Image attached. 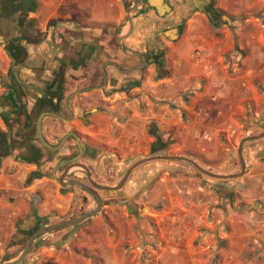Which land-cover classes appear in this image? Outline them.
<instances>
[{"label":"crops","instance_id":"0c3cea01","mask_svg":"<svg viewBox=\"0 0 264 264\" xmlns=\"http://www.w3.org/2000/svg\"><path fill=\"white\" fill-rule=\"evenodd\" d=\"M170 3L169 19L170 11L137 0L129 34L132 0L44 1V24L56 23L66 38L65 92L106 74L113 94L76 97V121L43 119L51 145L78 132L83 153L73 165L66 163L79 155L78 140L65 151L35 140L22 145L19 129L32 121L0 117V255L14 238L94 210L96 200L68 183L77 181L99 194L100 211L43 235L20 264H264V0H215L231 26ZM183 17L182 31L172 27ZM166 30L179 34L169 38ZM147 53L139 71L108 64L131 70ZM10 59L0 46L1 110L10 109L6 96L18 102L14 84L5 93ZM87 108L92 113L79 121ZM29 216L23 231L18 225ZM25 246L6 251L2 263Z\"/></svg>","mask_w":264,"mask_h":264},{"label":"rangeland","instance_id":"374dc122","mask_svg":"<svg viewBox=\"0 0 264 264\" xmlns=\"http://www.w3.org/2000/svg\"><path fill=\"white\" fill-rule=\"evenodd\" d=\"M44 1L45 0H36V7L34 11L36 12V16L38 17V21L36 22V29L40 31V34L36 37H29L30 41L33 43L32 46L26 47V55L23 57V63L18 67H14L12 73H9L8 79L5 77L4 82L7 84L6 92H11V85L18 84L21 88V92L17 97L19 105H25L28 110L33 107V104L36 100L40 99L43 95V91L48 88L49 84L52 81V76L56 71L60 68V55L67 52V48L63 47V44L66 43L65 35L57 32V24H44L43 22V10H44ZM131 2H127V6H130ZM41 18H40V17ZM53 27V36L50 38L48 36L49 27ZM55 32L58 34L55 35ZM62 37V38H61ZM61 38V39H60ZM75 39H71L69 42H74ZM63 49V50H62ZM12 60L10 59L7 63L6 69L12 66ZM13 75V78H11ZM66 90V88H65ZM105 91V90H104ZM113 90L98 92L99 97H109L113 93ZM95 93V92H94ZM97 94V93H96ZM95 94V95H96ZM90 95V94H89ZM85 95H79L78 99H83ZM89 109V114L92 113L91 108ZM91 109V110H90ZM3 121H5V117L0 116ZM20 116L16 115V121ZM38 113L36 115H32V128L29 130L19 129V135L21 138L19 143L22 145H26L28 142L35 140L39 145L43 146L45 149L47 147L42 144L37 134V118ZM15 121V120H14ZM46 121H51L47 119ZM18 141V140H17ZM13 147V146H12ZM124 174H120L122 177ZM29 236H24L23 239L14 238L9 245L5 247V253L0 255V264L2 263V259L7 256L6 251H10L13 248H23L26 245ZM19 241V242H18ZM1 248V247H0Z\"/></svg>","mask_w":264,"mask_h":264},{"label":"water","instance_id":"95a60500","mask_svg":"<svg viewBox=\"0 0 264 264\" xmlns=\"http://www.w3.org/2000/svg\"><path fill=\"white\" fill-rule=\"evenodd\" d=\"M19 1L22 2L25 7H27L31 3V0H19ZM132 1L134 3V6L130 7L128 9V19H129V22H130L129 34L133 30V19L131 18L130 13L134 9V7L137 5V0H132ZM207 1L209 2L210 0H207ZM194 2H196V4H198L197 0H194ZM147 3L150 6L154 7V8H159L160 7L161 8L160 10H163V8L161 7V0H147ZM163 5L167 9H169V5L168 4L164 3ZM20 9H21L20 6H18V5L15 6L11 16L5 17V18L0 20V46L5 48V49H6L7 45H8V43H9L10 39L14 36V34L16 32L15 28H17L20 32H22L24 30V28L18 24L17 20L14 19V17L20 11ZM24 10H25V8H24ZM199 11L204 12L209 17V19L212 22V24L215 25V26H218V25H221V24H227V25L231 26L233 21H234L232 18H230V17H228L227 15H224V14L221 16V18L219 20H215L211 16V14H209L208 12L203 11V10H199ZM32 29H33V31H35L34 28H32ZM177 31L178 32L175 35V37L173 36V34L176 33V32H173L171 30L164 31L163 35L166 36V37H169V38L173 36V38L175 39L178 36V34H179V30H177ZM12 61H13V63H15V59L14 58H12ZM146 63H147V61H146V59L144 57V63H143V65L141 67L134 68V69H131V70H122L115 62H108V64L114 65V67L117 70H119L120 72L125 73V74L141 70L145 66ZM105 83H106V74L104 75V83H103V85H101L99 87H87V88L80 89V90L72 92L68 96L67 101H66V106H67L68 113L71 114L70 110H69V105H70V102H71L73 97H75L77 95H80V94H83L85 92H89V91L95 90V89L101 90V89L104 88ZM6 97H8V105H10V109L6 110L5 108H2V110H1L2 105H0V114L3 115L4 117H9L11 115H17L19 113V102H17L16 100H12L11 98H9V96H6ZM46 116H51V117H55V118H59V119H63V120H65V118L60 116V115H58V114L47 112V113L41 114V116L38 119L37 131H38V136H39L40 140L42 141V143L44 145H46L50 149L57 150L64 143V141L67 139V137H64L62 142L59 145H51L47 141V139L45 138V136L43 134V119ZM77 140H78V146H79V155H77L76 157L70 159L66 164H69V165L72 164L73 165L75 160H77L83 153V148H82V146H81V144L79 142V138H77ZM160 147H161V144L157 143V145L154 146V149L160 148ZM13 151H14V149L11 148V152H13ZM4 155H7V154H4ZM84 168L87 169L85 166H84ZM200 170L202 172H204L205 174L213 176V177H222V176H219V175H214V174L209 173V172H207L205 170H202V169H200ZM127 176H126V178H127ZM126 178L124 180H126ZM68 183L70 185H77L80 188H82L84 191L89 193L96 200L97 207L94 210L85 212L82 215H80L79 217L73 218L71 220L62 221L60 223H57V224H54V225H50V226H46V227L38 229L28 239L24 250L21 252V254L19 255L18 258H16L13 261L4 262L2 264H20L30 254V252H31V250H32V248L34 246V243L39 238H41L43 235H45L47 233H53V232H56V231H59V230H63V229L72 227L74 225H77V224H79V223H81V222H83V221L95 216L100 211V209H101V207L103 205V200L101 199L99 194L93 188H91V187H89L87 185H84V184H82L80 182H77V181H69ZM33 221H34L33 217L29 216V217L23 219L19 223L18 226H19V228L21 230L27 231L30 228V226L33 224Z\"/></svg>","mask_w":264,"mask_h":264},{"label":"flooded vegetation","instance_id":"af4514ba","mask_svg":"<svg viewBox=\"0 0 264 264\" xmlns=\"http://www.w3.org/2000/svg\"><path fill=\"white\" fill-rule=\"evenodd\" d=\"M197 1H198V4H196V2H194V0H181L183 6L189 5L190 7H192L193 11L194 10H203V11H206L209 14H211V16L215 20H219L221 18L222 14L215 8V0H210L209 2L207 0H197ZM164 3L169 5V9H167L165 6H163L162 8H164L167 11H170L167 15H165L164 18L169 17V19H170V17L172 16V13L174 11V9H173L174 7L171 5L170 0H164L163 4ZM138 4H140V0H138ZM17 5L20 6L21 9L16 14L14 19L17 20L18 24L20 26H22L24 28V30L22 32H20L17 28H15L16 32H15L14 36L10 39V41L6 47V50L8 52H9V50H8L9 48H11L13 46L18 47L17 49H14V52L18 56L19 60L18 61L15 60V63L11 67V70L14 67L19 66L16 64L17 62H20L21 60H23L24 55H26V50H27L26 47L32 46L33 43L30 41L29 37H36L40 34V31L38 29H36V22L37 21H36V18L34 16V14H35L34 9L37 6L36 0H31V3L27 7H25L23 5V3L20 2L19 0H0V20L5 18V17L11 16L13 13V9ZM24 8H25V10H24ZM201 13H204V12H201ZM185 20H186V17H183L178 26L173 25L172 27H174V28L179 27V28H181L180 30L182 31L183 28H182L181 24H183L185 22ZM32 28H34L35 31H33ZM146 55H147V62H149L151 59V54L147 53ZM156 64H158L157 61H156ZM103 82H104V78L102 76L101 81L97 85L93 86V84L89 83L85 86L97 87V86L103 85ZM13 87H14L15 95H16V97H18L20 92H21V88L19 86H17L16 84H14ZM87 87H85V88H87ZM106 87H107V85L104 86V88L101 90L95 89V90H92L90 92H97V91L103 92L106 89ZM53 90H54L53 88H46L43 91V95L40 98H42L43 96H46L47 93L50 94L51 92H53ZM55 90H57V89H55ZM60 90H61L60 93H62V100L60 102H58L57 98H54V97L52 98V101H53L52 103L42 102V101H39V99H38L35 101V103L33 104V107L30 110H28L25 105L24 106L19 105L18 116H20V117L17 119V121H33L31 118V116L33 114L36 115L38 113L37 118H39V116L41 114L47 113V112L58 114V115L64 117L65 120H60V119H57V118L51 117V116H46L45 119L51 118V119H53V121H76V120H78L77 117L75 116V114L73 113V110H72V104H73L72 101L76 97H78L79 95L72 98L70 105H69L71 114H69L67 111L66 101H67L68 96L72 92L71 93L65 92L64 87L60 88ZM48 97L51 98V96H48ZM86 116L88 117L89 113H87L86 115L82 114L81 116H79V121H83ZM5 121H8V120L5 119ZM66 136H67V139L62 144L61 148L59 149L60 151H65L68 148L69 143H71V142H72V144H74L75 147H78L77 146V137H79V134L75 129H71L66 134ZM157 143L161 144V142L159 141V142L155 143V146L157 145ZM162 147L163 146L161 145L160 148H162ZM75 153H76V155L78 154L77 151ZM65 168H66V166L63 167L62 169H65ZM47 173L53 175V168L50 171H48Z\"/></svg>","mask_w":264,"mask_h":264},{"label":"trees","instance_id":"16d2710c","mask_svg":"<svg viewBox=\"0 0 264 264\" xmlns=\"http://www.w3.org/2000/svg\"><path fill=\"white\" fill-rule=\"evenodd\" d=\"M18 47L13 46L11 48H9V53L11 55L12 58H14L15 60H19L18 56L16 55V53L14 52V49H17ZM25 57V55H24ZM24 61V60H23ZM23 61L21 60L20 62H17V65H21L23 63ZM64 65H61L59 70L55 72L54 74V79L51 81V83L49 84L48 88H53V89H57V90H53V92H51L50 94H46V96H43L42 98L39 99V101L42 102H49L52 103V98H57V101L60 102L62 100V93L60 88H62L64 86L65 83V71H64ZM48 96H51V98H49ZM2 152H4L5 154H8L7 149H2ZM36 230L32 231L31 234H33ZM30 235V234H29Z\"/></svg>","mask_w":264,"mask_h":264},{"label":"built area","instance_id":"2783aa9c","mask_svg":"<svg viewBox=\"0 0 264 264\" xmlns=\"http://www.w3.org/2000/svg\"><path fill=\"white\" fill-rule=\"evenodd\" d=\"M207 56V53L206 52H203L201 54H198V57L199 58H203V57H206Z\"/></svg>","mask_w":264,"mask_h":264}]
</instances>
